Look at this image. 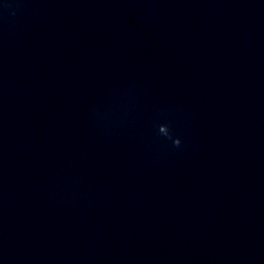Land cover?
Listing matches in <instances>:
<instances>
[{"label": "clouds", "instance_id": "clouds-1", "mask_svg": "<svg viewBox=\"0 0 264 264\" xmlns=\"http://www.w3.org/2000/svg\"><path fill=\"white\" fill-rule=\"evenodd\" d=\"M159 132L164 134L165 136H169V128L167 125H160L159 126ZM174 146L178 147L181 144V141L179 138L175 139L173 141Z\"/></svg>", "mask_w": 264, "mask_h": 264}]
</instances>
